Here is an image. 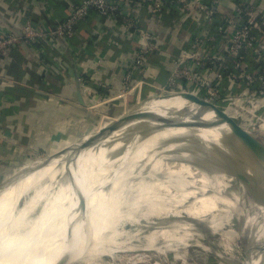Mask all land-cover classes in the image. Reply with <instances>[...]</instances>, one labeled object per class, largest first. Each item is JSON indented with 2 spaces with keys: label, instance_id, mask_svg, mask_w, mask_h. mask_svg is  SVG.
Returning a JSON list of instances; mask_svg holds the SVG:
<instances>
[{
  "label": "bare ground",
  "instance_id": "1",
  "mask_svg": "<svg viewBox=\"0 0 264 264\" xmlns=\"http://www.w3.org/2000/svg\"><path fill=\"white\" fill-rule=\"evenodd\" d=\"M168 98L141 103L142 113L99 147L84 149L89 136L66 160L0 191V264H55L66 251V264H117L121 250L159 255L211 232H234L250 244L247 258L255 254L264 242V189L202 144L175 139L210 138L264 179L261 143L204 114L210 128H197L186 108L200 104ZM162 139L182 149L177 158L157 154ZM253 264H264V251Z\"/></svg>",
  "mask_w": 264,
  "mask_h": 264
},
{
  "label": "crops",
  "instance_id": "2",
  "mask_svg": "<svg viewBox=\"0 0 264 264\" xmlns=\"http://www.w3.org/2000/svg\"><path fill=\"white\" fill-rule=\"evenodd\" d=\"M221 1L229 12L233 4L244 2L264 13V0ZM213 2L188 0L187 15L198 14V3ZM137 5L127 0L120 4L118 18L83 21L64 48L56 38L41 49L20 43L0 66V189L20 181L45 154L92 133L105 114L117 119L126 104L153 95L167 82L182 50L195 49L194 38L203 25L191 18L177 21L169 8L151 16L150 7ZM71 10L66 2L46 7L43 0H0V29L20 34L25 22L32 21L51 30ZM120 14H135L138 24L148 26L146 45ZM187 23L192 25L186 28ZM142 49L147 51L146 66L133 71ZM155 99L160 98L150 100ZM196 106L209 116L202 105ZM209 117L221 122L217 115Z\"/></svg>",
  "mask_w": 264,
  "mask_h": 264
},
{
  "label": "built area",
  "instance_id": "3",
  "mask_svg": "<svg viewBox=\"0 0 264 264\" xmlns=\"http://www.w3.org/2000/svg\"><path fill=\"white\" fill-rule=\"evenodd\" d=\"M110 1L84 0L80 4H70L72 9L70 15L51 30L32 21L25 22L20 34L0 29V66L20 43L41 49L43 44H49L53 38H56L58 42L61 41L64 48V44L70 45L71 40L76 37L78 26L83 21L97 16L106 19L118 18L122 10L120 4H126L127 0H115L116 4H111ZM132 1L136 5L144 4L150 7L151 16H157L168 8L177 10L179 14L187 13L189 5L188 0ZM43 2L46 7L54 3L53 0H43ZM196 9L199 11L197 18L190 15L191 13L186 14L182 22L194 19L198 25H206L208 28L195 36L193 51L185 48L179 57L173 60L174 69L171 70L165 85L160 87L159 92H164L160 97H174L177 96L175 92H185L218 106L223 105L224 102L232 105L241 101H255L257 99L255 79L243 69L242 65L248 54L264 48V13L259 11V6L253 7L244 2L233 4V11L229 12L225 10L221 0H214L212 4L198 3ZM120 16L128 23L130 29L134 28L135 24L140 25L138 19L134 21L125 14ZM138 34L141 43L146 45L149 32L141 31V34ZM114 44L118 45L119 42L116 41ZM146 52L142 49V54L136 63L138 68L135 67L133 71H139L138 69L146 66ZM258 71V80L264 84V62ZM131 82L129 79L130 85ZM227 84L242 91L237 95L225 94ZM250 86L253 88L252 92ZM260 135L264 137L263 133Z\"/></svg>",
  "mask_w": 264,
  "mask_h": 264
},
{
  "label": "rangeland",
  "instance_id": "4",
  "mask_svg": "<svg viewBox=\"0 0 264 264\" xmlns=\"http://www.w3.org/2000/svg\"><path fill=\"white\" fill-rule=\"evenodd\" d=\"M84 0H53L55 4H64L65 2L67 4H80ZM111 4H116L115 0L110 1ZM187 13H181L179 14L178 11H175V17L177 18V21H182L183 18L186 17ZM132 20L136 21L138 16L133 14L130 16ZM192 25V23H187L185 26L186 28H189ZM184 27V25H182ZM136 28V29H134ZM131 28V30L135 31L136 33H140L141 31L149 32L148 26L146 25H137L135 24V27ZM205 28H208V26L203 25L201 28V31ZM144 29V30H142ZM122 31L119 33L121 34ZM200 33V32H199ZM120 34L117 36L118 38L122 39V37H119ZM123 35V34H122ZM116 38V39H118ZM264 46V45H263ZM245 62L243 63V69L249 72L253 75V78L255 79V86L257 91V99L255 101L251 102H238L237 104H228V102H224L226 106L223 105H215V104H209L208 107L205 108L204 111L209 112V116H216L217 111L222 112L229 120L233 121L230 122L229 120L224 121L223 124L230 127V128H239L242 131H245L246 134H248L252 139L255 140L254 137L258 138V144L259 149H262V145L264 142L260 140L259 136L260 134H264V84L260 83L258 80L259 76V68L262 67L264 62V48L262 47L260 50H257V52H251L248 54L245 58ZM165 85V84H164ZM226 87V85H225ZM158 88L153 95L151 96H145L142 97L141 100L138 102H142L144 100H148L151 97L164 95V92H159ZM225 94L229 95H237L239 94L242 89H237L235 86H230V84H227ZM252 86H250V92H252ZM175 94L180 97L185 98V96H192L191 94H187L185 92H175ZM224 92H222V95ZM186 99V98H185ZM249 99V98H247ZM137 104V102H136ZM135 102L134 104H126L124 109L122 110V114L127 113L130 111L133 107L136 106ZM192 106V105H191ZM224 106V108H222ZM220 107V108H218ZM196 109V107H194ZM121 114V115H122ZM206 117H209L205 115ZM117 116H109L108 114L104 115L101 125H99V128H96L95 132L92 131V133L98 132L100 129L107 126L109 123L114 121ZM120 117V116H119ZM222 120V119H221ZM85 135L79 139H76L74 141H71L67 143L65 146H62L60 149H55L53 152H50L48 154H45L42 156L41 160H39L37 166H35L31 171H27L28 173H24L23 177L25 175H28L29 173L39 170L41 168H44L48 165H51L54 163V161L58 160H66L67 158L66 153L73 152L74 150H78V146L81 145L83 142H85L86 138L91 136V134ZM254 136V137H252ZM264 139V137H263ZM175 140L193 143L195 145L202 144L203 146H207L204 141L201 140L200 136L196 137V135H185L184 137H177ZM170 141V140H169ZM169 141H165L164 139L160 140L156 144V151L157 154L161 157H163L166 160H172L174 158H177L178 151L182 152V149L178 146L177 149L170 151V145ZM213 150L207 149L222 163H225L229 167H233L234 165H238L243 171H246L247 173L249 169V164L246 162V157L240 154H234L231 151H228V153H223L220 149H218L214 142L210 144ZM64 150L62 155L60 154L56 155L61 150ZM260 152L263 153V150ZM61 159H58V158ZM64 158V159H63ZM197 162V161H196ZM7 177L12 176L11 173L6 175ZM26 177V176H25ZM131 227V228H130ZM239 227V226H238ZM130 228V229H129ZM126 230H132L133 227L128 224L125 228ZM199 239L200 243H191L187 246L181 247L176 251H170L168 253H159V255L156 253V251H143L141 249H125L121 250L117 254V264H246L247 259V253L250 249V244L246 243L245 240L241 237H239L236 233L231 232L230 237H224L221 233L218 232H211L206 234L205 236H201ZM154 246L157 245V243L153 242ZM164 243V242H163ZM163 245V244H162ZM164 246V245H163ZM165 247V246H164ZM119 256V257H118ZM108 261H110V257H105ZM142 259V260H140ZM137 261V262H136Z\"/></svg>",
  "mask_w": 264,
  "mask_h": 264
},
{
  "label": "water",
  "instance_id": "5",
  "mask_svg": "<svg viewBox=\"0 0 264 264\" xmlns=\"http://www.w3.org/2000/svg\"><path fill=\"white\" fill-rule=\"evenodd\" d=\"M154 98H160V99H165L168 97H154ZM185 98L187 100H189L190 102H195L198 103L200 105H202L204 108H207L209 105L204 103L203 101L199 100L198 98L194 97V96H185ZM151 99V98H150ZM148 99V100H150ZM148 100H144L140 103L144 104V102L148 101ZM137 103L135 107H133L130 111H128L125 114H122L118 119H115L114 121H112L111 123H109L107 126H105L104 128L100 129L98 132L96 133H92L90 138L87 140V142L85 143V147L84 149H90V148H96L99 147L101 145V142L104 140H107L109 138H112L113 135H115L118 131H120L122 128H124L126 125H128L129 123H131L132 121H134L141 113H142V104ZM186 111L192 115V117L194 118L195 121V125L197 128H200L202 130H209L210 126L207 123V121L205 120L203 113L201 111H199L198 109H195L194 107L192 108H186ZM217 114L220 117L221 123H223V120H229L224 114H222V112L217 111ZM230 122H233L231 120H229ZM233 130L241 133V134H246L245 131L240 130L239 128H232ZM156 131H158V129L152 128L151 129V133L153 134ZM202 141H204V143L207 144V148L210 150H213L211 147V143L212 141H210L211 139L209 138V140H205L202 139ZM263 148V163H264V144L262 145ZM233 169L237 170L240 173H244L247 174L248 176H250V178L259 186H261L264 189V179L261 178L259 175H257L256 173L250 174V172H244L238 165H234L232 167ZM8 186L1 188L0 191H3L4 189H6ZM85 208V205L82 207V209ZM255 254H253L252 256H250L249 258L246 259V264H253L254 259H256L257 254L260 252L264 251V242L258 245L257 249L255 250ZM71 253L70 251H66L57 261L55 264H66L67 261L69 260Z\"/></svg>",
  "mask_w": 264,
  "mask_h": 264
}]
</instances>
